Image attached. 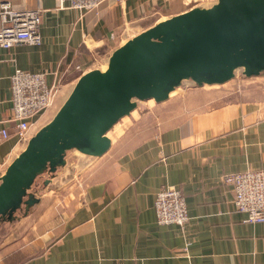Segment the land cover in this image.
<instances>
[{"label":"crops","instance_id":"obj_1","mask_svg":"<svg viewBox=\"0 0 264 264\" xmlns=\"http://www.w3.org/2000/svg\"><path fill=\"white\" fill-rule=\"evenodd\" d=\"M9 1L41 12L42 42L0 48V178L54 118L51 108L27 132L17 127L11 102L16 70L47 74L48 85L57 89L54 106L61 108L79 78L105 64L128 40L204 5L201 0H106L81 14L59 0ZM236 75L220 85L234 91L225 98L223 88L218 106L195 98L202 88L195 84L191 96L162 102L150 126H135L134 120L79 184L46 197L23 223L11 226L12 242L0 244V264H264V222H245L231 186L223 182L228 174L264 169V73ZM168 105L178 107L176 122L161 128ZM165 186L185 196L190 220L184 228L156 221V195Z\"/></svg>","mask_w":264,"mask_h":264},{"label":"water","instance_id":"obj_2","mask_svg":"<svg viewBox=\"0 0 264 264\" xmlns=\"http://www.w3.org/2000/svg\"><path fill=\"white\" fill-rule=\"evenodd\" d=\"M239 69L246 77L264 73V0H215L131 38L104 68L79 78L54 118L0 178V224L26 218L183 81L223 85Z\"/></svg>","mask_w":264,"mask_h":264},{"label":"built area","instance_id":"obj_3","mask_svg":"<svg viewBox=\"0 0 264 264\" xmlns=\"http://www.w3.org/2000/svg\"><path fill=\"white\" fill-rule=\"evenodd\" d=\"M106 0H59L60 6L84 14ZM0 48L27 44L41 45L39 10L18 9L9 0H0ZM44 72L16 70L11 77L13 120L26 131L35 118L49 109L55 101L57 89L49 86ZM223 182L234 192L236 210L246 215L245 222H264V169H250L228 174ZM159 225L184 228L190 220L184 194L174 186H165L157 193L154 203Z\"/></svg>","mask_w":264,"mask_h":264},{"label":"rangeland","instance_id":"obj_4","mask_svg":"<svg viewBox=\"0 0 264 264\" xmlns=\"http://www.w3.org/2000/svg\"><path fill=\"white\" fill-rule=\"evenodd\" d=\"M201 2H203V4H205V3H207L208 4V2H210V0H201ZM106 64H107V62L104 64H101V65H99L98 67L99 68H104L105 66H106ZM237 77L236 78H241V79H244L243 78V76H244V74H243V69H239L238 71H237V75H236ZM231 84H232V82H231ZM196 85H195V83L194 82H192L191 80H189V81H183L181 84H180V86L176 89V91H175V93H173V95L172 96H170V99H172L173 101L174 100H176V99H179V98H182V97H187V96H191V95H187L188 93H190V92H195L197 89H195L196 87H195ZM229 86V87H228ZM227 87H222V86H220V85H213V86H209V85H203L202 86V88L200 89V91H197V92H199L198 94H196L195 95V98H197V99H202V100H208V101H214V104L213 105H215V106H218V105H220V93H223L224 91V89H225V91L228 93V95L225 97V98H230V97H232V95L233 94H231L233 91H234V89H233V87L232 86H230V85H228ZM224 88V89H223ZM231 95H230V94ZM223 95H225V94H223ZM176 101H174L173 103H175ZM60 105V104H59ZM59 105H57V106H54V104H53V106L52 107H50L49 109H48V111L49 110H51V108H52V110H53V113L50 115V119H52L53 118V116H55L56 114H57V111H58V108H59ZM163 104L161 103V104H156V103H153L152 105H150L138 118H136L135 119V121H134V123L133 124H135V126H136V123L137 124H145L146 122H147V125L146 126H150L152 123H153V119H155V121H156V117H158V114H160L162 111H160V106H162ZM171 105V104H170ZM170 105H168V110H166V112H164L163 114L165 115V116H168V120H166L165 118H162L163 119V121L164 122H162V124L159 126V127H165V126H169L170 125V121H172V124H174V122H176V118H175V113L177 112L178 113V107H177V105H176V107H175V105H172V107H169ZM53 108H56V109H53ZM170 108V109H169ZM60 109V108H59ZM162 115V114H161ZM49 118L46 120V121H44L45 123L46 122H49L48 120H49ZM153 118V119H152ZM149 119V120H148ZM139 122V123H138ZM45 123H43V124H45ZM131 125V124H130ZM40 126H41V124H39V125H37V128H35V130H39V128H40ZM32 126H30V128H31ZM29 128V129H30ZM149 129H150V127H148ZM28 130V129H27ZM151 130V129H150ZM27 132V131H26ZM31 134H32V131H31ZM28 138V137H27ZM98 160V158L95 160V161H97ZM94 161V162H95ZM93 162V163H94ZM92 163V164H93ZM92 164L90 165V166H92ZM89 166V167H90ZM88 167V168H89ZM88 168H86L84 171H82L79 175H77V177L73 180V181H71L70 183H68L67 185H65L64 187H62V188H60L59 189V191H55L54 193H52V194H50V195H48L49 197L50 196H58V195H60V194H62L63 192L65 193V192H68V190H70V189H72L73 188V186L76 184H79V179H80V176H82V174L86 171V170H88ZM58 171L60 172L61 171V168H59L58 169ZM64 188H66V189H64ZM64 190V191H63ZM29 213V212H28ZM24 220H25V218L22 220V221H19V220H17V221H15V222H9V221H6V222H3V223H1L0 224V244H2V243H4V244H6V243H10V242H12V240H11V238H12V236H10L9 234H10V232H9V229H11V226H13V225H16V223L18 224V223H23L24 222ZM36 221V220H35ZM20 223V224H21ZM30 224L32 223V222H29ZM39 225V224H38ZM11 237V238H10ZM2 246V245H1ZM20 246H22L21 245V243L19 244L18 243V241H17V246H16V248L19 250L21 247ZM5 252V249L4 250H2V256H4V253ZM7 254V253H6ZM9 254V253H8ZM11 259H12V256H11ZM13 260H11V262H12ZM17 264H20V262H18Z\"/></svg>","mask_w":264,"mask_h":264},{"label":"bare ground","instance_id":"obj_5","mask_svg":"<svg viewBox=\"0 0 264 264\" xmlns=\"http://www.w3.org/2000/svg\"><path fill=\"white\" fill-rule=\"evenodd\" d=\"M172 94H173V93H172ZM172 94H171V95H172ZM53 104H54V103H53ZM53 104H52V106H53ZM52 106H51V107H52Z\"/></svg>","mask_w":264,"mask_h":264}]
</instances>
